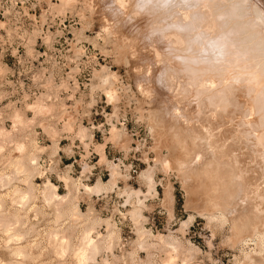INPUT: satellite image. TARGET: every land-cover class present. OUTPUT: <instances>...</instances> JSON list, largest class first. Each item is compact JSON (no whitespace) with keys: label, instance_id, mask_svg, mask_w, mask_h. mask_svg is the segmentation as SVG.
<instances>
[{"label":"rangeland","instance_id":"1","mask_svg":"<svg viewBox=\"0 0 264 264\" xmlns=\"http://www.w3.org/2000/svg\"><path fill=\"white\" fill-rule=\"evenodd\" d=\"M262 20L0 0V264H264Z\"/></svg>","mask_w":264,"mask_h":264},{"label":"bare ground","instance_id":"2","mask_svg":"<svg viewBox=\"0 0 264 264\" xmlns=\"http://www.w3.org/2000/svg\"><path fill=\"white\" fill-rule=\"evenodd\" d=\"M203 2H204V1H203ZM240 2H241V1H240ZM219 4H220V3H219ZM234 4H235V3H234ZM240 4H241V3H240ZM208 5H209V4H208ZM218 6H219V5H218ZM220 6H221V5H220ZM200 7H201V6H200ZM202 7H203V6H202ZM240 7H241V6H240ZM261 7H262V6H261ZM217 8H218V7H217ZM219 8H220V7H219ZM238 8H239V7H238ZM255 8H256V7H255ZM255 8H254V9H255ZM225 9H226V8H225ZM202 10H203V9H202ZM217 10H218V9H217ZM233 10H234V9H233ZM204 11H205V10H204ZM251 11H252V10H251ZM255 11H256V10H255ZM190 12H191V11H190ZM227 12H228V11H227ZM236 12H237V11H236ZM257 12H258V13H257L256 16H257V17H258V15L261 16V14H259V11H257ZM225 13H226V12H225ZM255 13H256V12H255ZM217 15H218V14H217ZM225 15H226V14H225ZM227 15H228V14H227ZM237 16H238V15H237ZM203 17H204V15H203ZM215 17H216V16H215ZM227 17H228V16H227ZM212 18H213V17H212ZM258 18H259V17H258ZM235 19H236V18H235ZM237 19H238V18H237ZM253 19H254V18H253ZM189 21H190V20H189ZM191 21H192V20H191ZM213 21H214V20H213ZM242 21H243V20H242ZM262 21H264V20H262ZM183 22H184V21H183ZM191 23H192V22H191ZM209 23H210V22H209ZM211 23H212V20H211ZM236 23H237V22H236ZM242 23H243V22H242ZM194 24H195V23H194ZM225 24H226V23H225ZM230 24H231V23H230ZM195 25H196V24H195ZM242 25H243V24H242ZM212 26H213V25H212ZM200 27H201V26H200ZM221 27H222V25H221ZM236 27H237V26H236ZM249 27H250V26H249ZM208 28H209V27H208ZM241 28H242V27H241ZM244 28H245V27H244ZM214 29H216V28H214ZM248 29H249V28H248ZM205 30H206V29H205ZM207 30H208V29H207ZM228 30H229V29H228ZM243 30H244V29H243ZM256 30H257V29H256ZM192 32H193V31H192ZM222 32H223V30H222ZM241 32H242V31H241ZM244 33H245V32H244ZM216 34H217V33H216ZM218 35H219V34H218ZM249 35H250V34H249ZM215 36H216V35H215ZM261 36H262V35H261ZM192 37H193V36H192ZM201 38H202V37H201ZM214 38H215V37H214ZM253 38H254V37H253ZM205 40H206V39H205ZM237 40H238V39H237ZM203 41H204V40H203ZM203 41H201V42H203ZM252 42H253V41H252ZM248 45H249V44H248ZM195 46H196V45H195ZM205 46H206V45H205ZM229 46L231 47V45H229ZM206 47H207V46H206ZM206 47H205V48H206ZM196 49H197V48H196ZM207 49H208V47H207ZM248 49H249V48H248ZM234 50H235V49H234ZM208 51H209V50H208ZM261 52H262V51H261ZM194 54H195V53H194ZM208 55H209V54H208ZM210 56H211V55H210ZM261 56H262V55H261ZM230 57H231V56H230ZM262 57H264V56H262ZM195 58H196V57H195ZM226 58H227V57H226ZM226 58H225V59H226ZM230 59H231V58H230ZM213 60H214V59H213ZM223 60H224V59H223ZM207 61H208V60H207ZM211 61H212V60H211ZM211 61H210V62H211ZM229 61H230V60H229ZM254 61H255V60H254ZM212 62H213V61H212ZM198 64H199V63H198ZM212 64H213V63H212ZM201 65H202V64H201ZM210 65H211V64H210ZM191 67H192V66H191ZM205 67H206V66H205ZM194 69H195V68H194ZM204 70H205V69H204ZM255 70H256V69H255ZM201 71H202V70H201ZM205 71H206V70H205ZM207 71H208V70H207ZM207 71L205 72L206 75H208V74H207ZM231 71H232V70H231ZM202 72H203V71H202ZM199 73H200V72H199ZM221 73H222V72H221ZM233 73H234V72H233ZM259 73H260V72H259ZM199 75H200V74H199ZM214 75H215V74H214ZM191 76H192V75H191ZM211 76H213V74H211ZM219 76H220V75H219ZM225 76H226V75H225ZM230 76H231V75H230ZM191 78H192V77H191ZM212 78H213V77H212ZM201 79H202V78H201ZM212 80H213V79H212ZM215 80H216V79H215ZM234 80H235V78H234ZM258 80H259V79H258ZM192 81H193V80H192ZM200 81H201V80H200ZM209 81H210V80H209ZM224 81H225V80H224ZM197 82H198V81H197ZM210 82H211V81H210ZM216 82H217V81H216ZM227 82H228V81H227ZM230 82H231V81H230ZM230 82H229V84H230ZM232 82H233V81H232ZM191 83H192V82H191ZM203 83H204V82H203ZM208 83H209V82H208ZM260 83H261V82H260ZM201 85H203V84H201ZM208 85H209V84H208ZM225 85H226V84H225ZM243 85H244V84H243ZM245 85H246V84H245ZM194 86H195V85H194ZM194 86H193V87H194ZM233 86H234V85H233ZM250 86H251V85H250ZM207 87H208V86H207ZM210 87H211V86H210ZM215 87H216V86H215ZM248 87H249V86H248ZM202 88H203V87H202ZM219 88H220V87H219ZM229 88H230V87H229ZM231 88H232V87H231ZM261 88H262V87H261ZM216 89H217V88H216ZM233 89L236 91L235 87H233ZM209 90H210V89H209ZM209 90H208V91H209ZM219 90H220V89H219ZM227 90H228V89H227ZM249 90H250V89H249ZM255 90H256V89H255ZM217 91H218V90H217ZM231 91H233V90H231ZM240 91H241V90H240ZM262 91H264V90H262ZM202 92H203V91H202ZM254 92H255V91H254ZM199 93H200V91H199ZM209 93H210V92H209ZM205 94H206V93H205ZM230 94H231V93H230ZM253 94H254V93H253ZM216 95H217V94H216ZM245 95H247V93H246ZM232 96H234V95H232ZM211 97H212V96H211ZM214 97H215V95H214ZM220 97H221V95H220ZM226 97H227V96H226ZM252 98H253V97H252ZM211 99H212V98H211ZM253 99H255V98H253ZM220 101H221V100H220ZM261 101H262V100H261ZM217 105H218V104H217ZM253 107H254V106H253ZM226 109H227V108H226ZM252 109H253V108H252ZM224 110H225V109H224ZM250 125H251V124H250ZM261 129H262V128H261ZM262 131H264V129H262ZM262 131H261V132H262ZM262 133H264V132H262ZM262 133H261V134H262ZM261 134H259V136H260ZM255 136H256V135H255ZM262 136H264V135H261L260 138H261ZM262 138H264V137H262ZM262 141H264V140H262ZM256 142H257V141H256ZM258 142H259V141H258ZM262 143H264V142H262ZM261 145H262V144H261ZM261 145H260V146H261ZM261 147H262V146H261ZM52 187H53V186H52ZM54 188L56 189V187H54ZM46 189H47V188H46ZM19 191H20V190H19ZM15 192L18 193L17 191H15ZM48 194H49V193H48ZM48 194H47V196H48ZM29 195H30V194H29ZM31 195H32V194H31ZM50 196L53 197V195H50ZM50 196H49V197H50ZM49 197H48V199H49ZM55 197L57 198V193H56V192H55ZM46 198H47V197H46ZM50 198H51V197H50ZM51 200H52V199H51ZM57 212H58V211H57ZM14 214H15V213H14ZM3 215H4V214H3ZM215 218H216V217H215ZM6 221H7V220H6ZM4 230H5V229H4ZM86 230H87V228H86ZM254 231H255V230H254ZM12 232H13V231H12ZM15 232H16V231H15ZM86 232H87V231H86ZM256 232H257V231H256ZM3 234H4V233H3ZM16 235H17V234H16ZM253 235H254V234H253ZM9 236H11V235H9ZM260 236H261V235H260ZM253 237H254V236H253ZM261 237H262V236H261ZM8 238H9V237H8ZM18 238H19V237H18ZM248 239H249V238H248ZM248 239H247V240H248ZM13 240H14V239H13ZM258 240H259V239H258ZM67 241H68V240H67ZM85 242H86V241H85ZM91 242H92V240L90 241L89 245H91L90 248H91L92 251L94 252V250L96 251V249H97V248H96L97 245H96V244H92ZM82 243H83V242H82ZM96 243H97V242H96ZM65 244H66V243H65ZM63 245H64V244H63ZM92 245H94V246H92ZM95 245H96V246H95ZM64 246H65V245H64ZM66 246H67V244H66ZM171 246H172V245H171ZM66 248H67V247H65L64 250H66ZM172 248H173V247H172ZM23 249H24V248H23ZM91 249H90V250H91ZM19 252H20V251H19ZM90 252H91V251H90ZM91 253H92V252H91ZM91 253H90V254H91ZM92 254H93V253H92ZM24 255H25V254H24ZM170 255H171V254H170ZM14 263H15V262H14Z\"/></svg>","mask_w":264,"mask_h":264}]
</instances>
